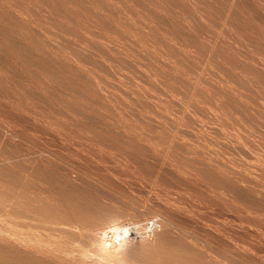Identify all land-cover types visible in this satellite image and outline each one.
<instances>
[{
  "label": "rangeland",
  "instance_id": "rangeland-1",
  "mask_svg": "<svg viewBox=\"0 0 264 264\" xmlns=\"http://www.w3.org/2000/svg\"><path fill=\"white\" fill-rule=\"evenodd\" d=\"M30 257L264 264V0H0V264Z\"/></svg>",
  "mask_w": 264,
  "mask_h": 264
},
{
  "label": "bare ground",
  "instance_id": "bare-ground-1",
  "mask_svg": "<svg viewBox=\"0 0 264 264\" xmlns=\"http://www.w3.org/2000/svg\"><path fill=\"white\" fill-rule=\"evenodd\" d=\"M74 205H76V204H73V209L75 210V212L77 213V215L79 216V218L81 219V220H83V221H86V222H90L91 221V219H87L85 216H83V214L85 213V212H83L82 213V211L83 210H81V208L79 207L78 208V206L76 207V206H74ZM86 215V214H85ZM96 221V220H95ZM92 222H94V221H92ZM36 236V235H35ZM37 239H35V240H33V239H31V240H29L28 242L29 243H27L28 245H29V247L30 248H28V247H25L26 249H29V252L32 254V255H30V256H34V255H39L38 253H41V254H43L44 256H51L52 255V253H53V251L52 250H54L55 248L57 249V246L55 247H53L52 245H49V243H47L46 241V243L48 244H42V245H37L36 243L37 242H35ZM52 241V240H51ZM34 242V243H33ZM26 244V243H25ZM24 244V245H25ZM59 245V244H58ZM161 245V244H160ZM53 247V248H52ZM58 248H60V247H58ZM30 250H33V253H32V251H30ZM57 250H59V249H57ZM56 250V251H57ZM62 251V250H61ZM34 252H36V253H34ZM57 253V252H56ZM56 255V254H55ZM57 256V255H56ZM61 257V256H60ZM31 259H33V262L34 263H36V264H42V261L41 260H39L38 258H36V257H30ZM58 259H63V257H61V258H59L58 257Z\"/></svg>",
  "mask_w": 264,
  "mask_h": 264
}]
</instances>
